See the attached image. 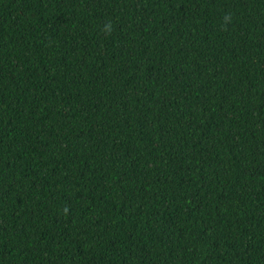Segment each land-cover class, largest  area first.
<instances>
[{"label":"trees","instance_id":"16d2710c","mask_svg":"<svg viewBox=\"0 0 264 264\" xmlns=\"http://www.w3.org/2000/svg\"><path fill=\"white\" fill-rule=\"evenodd\" d=\"M0 264H264V0H0Z\"/></svg>","mask_w":264,"mask_h":264},{"label":"clouds","instance_id":"9594fccd","mask_svg":"<svg viewBox=\"0 0 264 264\" xmlns=\"http://www.w3.org/2000/svg\"><path fill=\"white\" fill-rule=\"evenodd\" d=\"M224 20H225L226 22H230L231 17L228 16V15H226V16L224 17ZM103 31H104V33H105L106 35H109V36H110V35L112 34V31H113V25H112V22H111V21H108L107 23H105L104 28H103Z\"/></svg>","mask_w":264,"mask_h":264}]
</instances>
